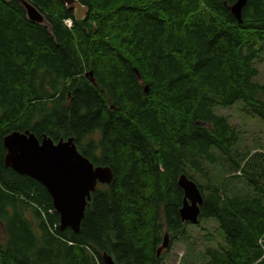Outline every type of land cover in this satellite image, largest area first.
<instances>
[{
    "label": "trees",
    "instance_id": "16d2710c",
    "mask_svg": "<svg viewBox=\"0 0 264 264\" xmlns=\"http://www.w3.org/2000/svg\"><path fill=\"white\" fill-rule=\"evenodd\" d=\"M27 1L43 23L23 0H0V264H104V252L162 264L165 233L170 246L190 236L182 173L202 192L199 223L223 231L204 264H264V148H241V129L214 110L241 101L264 123V0H247L241 21L237 0H77L82 16ZM13 130L74 137L112 169L78 232L60 229L41 183L6 164Z\"/></svg>",
    "mask_w": 264,
    "mask_h": 264
},
{
    "label": "water",
    "instance_id": "95a60500",
    "mask_svg": "<svg viewBox=\"0 0 264 264\" xmlns=\"http://www.w3.org/2000/svg\"><path fill=\"white\" fill-rule=\"evenodd\" d=\"M69 7H75L77 0H62ZM247 0H237L231 7L232 13L241 21V14ZM30 20L38 23L45 16L32 3L23 0ZM148 87H146V90ZM6 148L5 162L16 172L35 179L50 193L56 211L60 215V229L67 227L78 232L91 195L99 184H109L113 178L107 165H95L79 151L74 137L54 141L44 136L39 139L32 131L13 130L3 138ZM178 185L184 193L180 217L183 222L197 224L200 221L202 192L192 178L182 173ZM170 247V236L166 232L157 256ZM104 264H118L106 252L102 255Z\"/></svg>",
    "mask_w": 264,
    "mask_h": 264
},
{
    "label": "rangeland",
    "instance_id": "374dc122",
    "mask_svg": "<svg viewBox=\"0 0 264 264\" xmlns=\"http://www.w3.org/2000/svg\"><path fill=\"white\" fill-rule=\"evenodd\" d=\"M78 16L84 14V8L75 4ZM259 75L256 81L264 82V61H256ZM218 114L228 117L230 123L241 129L240 147L249 149L264 148V123L259 116L246 114L243 103L237 101L232 106L217 105L214 108ZM189 224V223H188ZM215 219L204 220L197 224L188 225L189 240H177L166 250L162 264H204L203 251L207 246H217L222 241L223 231ZM2 235H3V229Z\"/></svg>",
    "mask_w": 264,
    "mask_h": 264
},
{
    "label": "built area",
    "instance_id": "2783aa9c",
    "mask_svg": "<svg viewBox=\"0 0 264 264\" xmlns=\"http://www.w3.org/2000/svg\"><path fill=\"white\" fill-rule=\"evenodd\" d=\"M65 24H66L68 27H71V26H72V20H71V19H66V20H65Z\"/></svg>",
    "mask_w": 264,
    "mask_h": 264
}]
</instances>
